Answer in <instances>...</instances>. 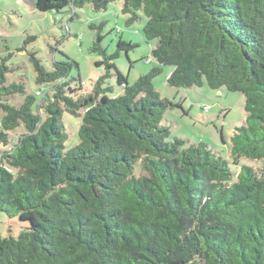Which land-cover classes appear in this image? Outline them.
Listing matches in <instances>:
<instances>
[{
    "label": "trees",
    "instance_id": "obj_1",
    "mask_svg": "<svg viewBox=\"0 0 264 264\" xmlns=\"http://www.w3.org/2000/svg\"><path fill=\"white\" fill-rule=\"evenodd\" d=\"M116 1L128 24L143 15L144 42L154 43L153 66L132 85L112 61L137 45L118 41L108 55L99 33L90 50L104 74L87 95L66 81L74 62L47 72L31 53L35 84L49 88L30 94L21 80L7 83L11 55L0 59V213L26 224L17 238L0 235V264H264V176L243 166L231 183L229 162L206 145L167 141L163 111L183 109L153 86L170 66L171 88L241 93L246 116L231 137V160H264V0L34 6H71L73 19L85 4L101 11ZM111 76L119 90L107 96ZM63 110L82 113L78 144L66 153Z\"/></svg>",
    "mask_w": 264,
    "mask_h": 264
},
{
    "label": "rangeland",
    "instance_id": "obj_2",
    "mask_svg": "<svg viewBox=\"0 0 264 264\" xmlns=\"http://www.w3.org/2000/svg\"><path fill=\"white\" fill-rule=\"evenodd\" d=\"M35 0H0V59L10 54L6 66L14 71L6 74L7 83L19 82L26 85L30 94L46 91L49 86L35 84L33 66L29 55L34 53L47 72L52 64L60 61L76 63L66 81L71 89L79 87L83 95L90 94L94 84L104 74L103 66H96L101 57L90 50L96 35L102 36L101 46L108 55L117 51L118 41L137 45L126 54L121 51L114 59L116 70L126 78L130 86L146 74L154 64L151 51L154 43L143 39L145 18L128 24L129 15L122 13V2H111L105 10L94 11L89 4L75 10L68 6L60 13L38 12ZM102 24L101 30L98 27ZM93 27L94 29H92ZM172 67L164 66L161 73L153 79V86L161 100L180 103L182 109L167 108L163 111L160 125L169 130L167 141L182 140L187 145L204 144L216 156L229 162L233 174L231 183L237 181V174L245 167L252 168L259 176H264V160L241 158L236 165L230 157L231 137L235 129L245 121L244 97L238 92L225 89L211 90L205 84L201 87L171 88L166 80ZM113 75V72H111ZM103 88H108L107 96L118 93L116 78L104 79ZM41 97H37L40 99ZM19 102L21 98L18 99ZM82 113L72 115L63 110L61 124L66 134L62 153L78 144V129ZM139 165L134 170L137 175ZM26 224L17 217L9 218L0 213V235L17 238Z\"/></svg>",
    "mask_w": 264,
    "mask_h": 264
}]
</instances>
